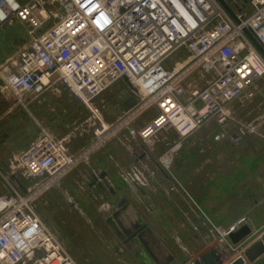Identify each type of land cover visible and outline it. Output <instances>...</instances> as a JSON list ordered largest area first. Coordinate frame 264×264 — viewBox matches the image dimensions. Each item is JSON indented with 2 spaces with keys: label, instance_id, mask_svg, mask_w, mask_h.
<instances>
[{
  "label": "built area",
  "instance_id": "obj_1",
  "mask_svg": "<svg viewBox=\"0 0 264 264\" xmlns=\"http://www.w3.org/2000/svg\"><path fill=\"white\" fill-rule=\"evenodd\" d=\"M222 1L234 17L218 0H0V28L14 16L30 27L29 42L0 65V82L16 103L58 82L98 121L95 135L107 127L94 100L117 82H128L140 100L128 119L148 105L157 109L140 140L151 142L160 131L177 134V141L167 143L164 167L183 139L211 122L219 127L214 141L236 145L256 136L264 144V115L257 123H243L229 109L237 99H251L256 82L264 79V58L244 33L264 48V0ZM180 48L189 58L167 67L165 61ZM197 66L213 78L203 89L188 91L183 77ZM90 150L72 154L64 140L42 134L14 157L24 177L37 183L25 192L10 187L0 195V264H77L31 202ZM139 168L132 167L127 181L140 182L145 170Z\"/></svg>",
  "mask_w": 264,
  "mask_h": 264
},
{
  "label": "rangeland",
  "instance_id": "obj_2",
  "mask_svg": "<svg viewBox=\"0 0 264 264\" xmlns=\"http://www.w3.org/2000/svg\"><path fill=\"white\" fill-rule=\"evenodd\" d=\"M17 1L21 2V0ZM49 22L51 25L53 20ZM29 29L27 22H20L15 16L0 28V65L6 57L29 42ZM188 58L186 50L180 48L165 61V65L172 68L175 64L178 65ZM199 71L197 66L183 77L182 83L188 91L193 88L203 89L213 78V74L203 75ZM252 91L254 95L251 99L246 100L242 97L229 105L231 115L240 122L257 123V117L263 115L264 111L257 114L256 110L249 107L256 102H262L264 105V79L258 80ZM106 92L93 102V106L98 109L100 118L107 127L106 132L102 135H95L99 123L91 112L82 103L71 97L58 82L52 83L41 95L24 96L21 103H16L15 98L3 89V84L0 82V115L10 110L15 112L6 117L13 120L17 118L18 128L23 130L26 140L30 139V143L42 134H50L57 140H64L70 152H82L89 148L91 150L110 149L114 146L122 149L133 147L131 121L138 115L139 117L154 116L156 109L154 106L148 105L128 119L131 107H137L140 103V100L135 98L128 82L119 81ZM130 98H133L130 107L123 109ZM0 122L2 125L7 123L6 121ZM118 124L121 126L112 131ZM5 127L7 128L6 124L2 128ZM262 128L263 126H261V130ZM261 130L260 133L264 135ZM218 131L219 127L211 122L207 129H201L198 132L205 136V141L201 143L202 149L207 148L210 141L215 143L211 144L210 148L215 149V152L212 153L218 156L217 168L222 171L218 173L216 180L220 181L225 176L223 167L230 163L226 155L232 147L226 140H213V136ZM173 132L175 133V131ZM157 139L161 142L160 137ZM157 139L154 137L153 141ZM175 139V141L178 140L177 135ZM142 144L146 146L150 144L151 147L154 142L149 141ZM202 153L201 156L204 155ZM204 153L206 155V152ZM3 159V163L0 165L1 194H7L10 187L25 192L35 186L36 180L24 177L22 171L16 167L14 157ZM247 160L250 164L251 158L249 157ZM240 161L241 159L238 162L234 159L233 162L240 164ZM131 170L132 167H126L117 173L119 180L124 184L122 191L108 185L101 188L96 184L90 185L94 177L99 178L98 173L90 174L74 170L67 171L58 178L55 184L33 198L31 205L35 213L77 264H140L137 257L141 259L144 257L146 262H151L144 252L138 251L139 255L132 252L106 221L110 214L107 208L114 207V203L119 197L126 195L133 203L135 220L138 221L139 226L145 225V220H151L160 228L159 210L161 205L159 202L162 194L166 196V188L161 185L166 180L161 179L159 172H154L155 175L152 177L151 170L149 172L145 170L141 172L143 178L137 174L141 178L140 182L136 179L130 182L127 180L133 177ZM170 180L173 186L169 188V191L178 192L181 180L176 175L171 176ZM110 190L115 193L111 194ZM150 196L153 197L152 202ZM151 210L157 212L158 216H152ZM122 213L123 211L120 212V215ZM144 232L143 238L148 233L146 229ZM222 240L224 243L227 239L224 237ZM134 244L135 249L141 250L137 239ZM194 255L196 254L188 255L184 262L194 260L196 258Z\"/></svg>",
  "mask_w": 264,
  "mask_h": 264
},
{
  "label": "crops",
  "instance_id": "obj_3",
  "mask_svg": "<svg viewBox=\"0 0 264 264\" xmlns=\"http://www.w3.org/2000/svg\"><path fill=\"white\" fill-rule=\"evenodd\" d=\"M24 1L21 0L22 3ZM130 105L126 103L123 109L129 108ZM249 108L256 110L257 114L264 111L262 102H256ZM155 112L157 114V109ZM10 113L15 112L10 110L0 115V121L7 122L3 125L0 122V159H2L0 165L3 163V158L17 156L30 144V139L26 140L23 130L18 128L17 118L13 120L6 117ZM155 115L146 117H139L138 115L131 121L133 147L122 149L114 146L110 149L90 150L69 171H84L90 174L103 173L104 178L98 179V183H101L102 187L108 185L121 191L124 184L119 180L117 173L123 168L142 167L148 172L151 170L152 177L155 175L154 172H159L161 179L166 180L161 185L166 188V196L162 194L159 202L161 205L159 210L160 228L151 220V222L145 220L144 223L148 232L144 241L159 260L171 256L180 264H188L190 261L184 262L188 255L196 254L194 256H197L208 248L213 250L219 248L220 252L227 255L224 264H229L242 256L244 251L256 242H262L264 245L263 141L256 136H248L239 144L228 143L232 147L226 155L230 163L223 167L224 179L217 181L216 177L222 170L217 168L218 156L212 153L215 152V149L210 148L211 144L214 145L215 143L210 141L207 146L208 150L207 148L202 149L201 143L205 141V136L198 131L181 141L180 147L172 153L167 167L162 164L163 155L169 150L170 146H167V143H173L176 140V133L171 130L161 131L155 136L156 139L160 137L161 142L159 139L156 141L152 139L151 142H154V145L151 147L150 144L147 146L142 144L138 134ZM261 117V115L258 116L257 121ZM5 124L7 128H2ZM208 125L201 129H207ZM262 126V130L261 127L260 130L264 134V123ZM203 144L205 145V143ZM80 152L70 153L78 154ZM201 153L204 155L201 156ZM249 157L251 158L250 164L247 160ZM234 159L236 162L241 159L240 164H234ZM174 175L181 180L179 191L176 193L169 191V188L173 186L170 177H174ZM110 192L111 194L115 193L113 190ZM0 195L5 194L0 193ZM150 197L152 202L153 197ZM122 199L125 200L122 207L123 213L113 220L120 234H123L122 230L132 231L136 225H140L135 220L133 203L126 195L120 196L114 203V207L107 208V210L109 209L108 212L111 215L116 212L115 206ZM110 214L107 219L111 216ZM150 214L155 217L158 216V213L153 210ZM241 218H244L242 224L250 228V235L238 246H231L227 251H224L222 232L227 231ZM149 238L151 244L146 241ZM135 241L136 239L129 243V249L138 255L140 254L138 251L144 252V255L151 261L146 262L144 257L142 259L137 257L140 264H154L142 243L139 242L141 250L135 249Z\"/></svg>",
  "mask_w": 264,
  "mask_h": 264
},
{
  "label": "water",
  "instance_id": "obj_4",
  "mask_svg": "<svg viewBox=\"0 0 264 264\" xmlns=\"http://www.w3.org/2000/svg\"><path fill=\"white\" fill-rule=\"evenodd\" d=\"M223 7L227 10V12L234 17L231 10L227 7V5L222 1L218 0ZM245 35L252 42L257 51L264 58V48L257 42V40L253 37V35L248 31L244 30ZM104 174H99V178H93L90 185L96 184L99 188H101V184L98 183V179H103ZM112 192V191H111ZM125 203V200H120L115 208H117L116 212H114L106 221L113 228L115 233L119 236L120 240L123 241L124 244L129 248V243L134 239H137L142 246L146 249L150 257L152 258L154 264H180L178 261L174 260L171 256H167L164 260H159L152 253L148 245L145 243L143 236L145 235L144 231L147 229L145 225L139 226L136 225L132 231H123V234H120L118 229L115 227L113 220L117 218V216L122 211V207ZM251 233L250 228L242 224L236 230L230 232L226 236V243H223L222 248L224 251H227L231 246H237L243 240H245ZM227 259V255L225 253L220 252L219 248L215 250L208 248L203 252L199 253L194 260H192L188 264H224ZM229 264H264V245L262 242H256L250 248L244 251L242 256L236 258L233 262Z\"/></svg>",
  "mask_w": 264,
  "mask_h": 264
},
{
  "label": "bare ground",
  "instance_id": "obj_5",
  "mask_svg": "<svg viewBox=\"0 0 264 264\" xmlns=\"http://www.w3.org/2000/svg\"><path fill=\"white\" fill-rule=\"evenodd\" d=\"M7 2H8L9 4H12V3H13V0H7ZM104 127H106V126L104 125ZM146 241H148V242L151 244L150 239H146ZM154 246H155V245H154Z\"/></svg>",
  "mask_w": 264,
  "mask_h": 264
},
{
  "label": "flooded vegetation",
  "instance_id": "obj_6",
  "mask_svg": "<svg viewBox=\"0 0 264 264\" xmlns=\"http://www.w3.org/2000/svg\"><path fill=\"white\" fill-rule=\"evenodd\" d=\"M131 101H133V98H130V100L127 101V103H131Z\"/></svg>",
  "mask_w": 264,
  "mask_h": 264
}]
</instances>
